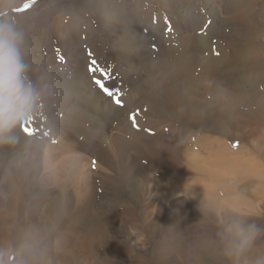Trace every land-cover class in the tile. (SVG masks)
Masks as SVG:
<instances>
[{
  "label": "rangeland",
  "instance_id": "374dc122",
  "mask_svg": "<svg viewBox=\"0 0 264 264\" xmlns=\"http://www.w3.org/2000/svg\"><path fill=\"white\" fill-rule=\"evenodd\" d=\"M203 42L250 51L214 75L236 101L199 78ZM255 49L264 0H0V205L16 213L6 262L264 264V131L217 132L258 108ZM210 145L221 164L193 168L184 153ZM53 198L70 217L43 228Z\"/></svg>",
  "mask_w": 264,
  "mask_h": 264
},
{
  "label": "bare ground",
  "instance_id": "6f19581e",
  "mask_svg": "<svg viewBox=\"0 0 264 264\" xmlns=\"http://www.w3.org/2000/svg\"><path fill=\"white\" fill-rule=\"evenodd\" d=\"M255 50L258 53H261V54L264 55V51H262L261 49H255ZM199 52L202 53V54H205L207 52L209 54V56H211L209 61L205 60L203 58L199 59V61L197 63V68L199 70V78L203 79L205 81L207 79H209L211 84L208 85V88H210L212 90V93H213L212 95H214V94L217 95V97L215 96L217 100H219L221 97H223V98L228 99L227 101L229 103H232V102L236 101L237 97L234 96V93H232L233 92L232 88H228L222 93V90L218 87V86H220L221 82L219 81V79L216 81V77L214 75L218 74V70L227 71V73L228 72L237 71V69L239 67L244 65L245 58L250 53V51H246V50H243V49H236V48L223 49V48L219 47L216 43L209 44L207 42H203L202 45L199 47ZM225 54H231L232 58H231L230 61H228L225 64L221 65V64L218 63V60L222 56H224ZM214 82H216V83H214ZM261 84H262V82L260 81L258 88L261 87ZM203 86H205V83L203 84ZM187 88L191 89L188 86H187ZM263 91L264 90H262V89H260V91H259V93H261V98H260V102L257 104V107H258L257 110H253V109L251 110L250 109L248 111L246 110V112H238V113L233 114V118L235 117L237 120H234L231 124H229V127L226 128V129H224L223 127L219 126L217 128V130H218L217 132L226 135L225 133H228L227 129H229L230 136L238 139V138H241V137H245L244 136L245 130H247V133H250L251 135L256 134L258 131H264V111H263L264 110V92ZM246 93H248V95L243 96L242 95L243 93H242L241 94L242 96L240 98H251L253 96L252 93L248 89L244 92V94H246ZM222 94H224V95H222ZM236 95H238V94H236ZM196 97H198V96H196ZM233 98H235V99H233ZM189 99L190 98L187 95H184L183 100L185 101V103H186V105L188 107H190V104H191ZM173 100L177 104L179 103V96L176 93V91H174ZM190 116L193 117V119H194L195 118L194 112L191 113ZM175 135H174V137H175ZM211 146L212 145H210L209 147H203L204 154H205L204 156H201V155H199L196 152L192 153V154L189 153V151L184 153L185 156L190 157L192 159V163H193L192 167L193 168H195V169L198 168L197 167L198 166V160H201L203 163L216 161L217 164H221L222 153L220 151V147H219V150L216 151L214 149V147L213 146L211 147ZM46 158H47V155H45V159ZM46 161H47V164H48V166L50 168L49 170H50L51 174L53 173V170L55 168H59L60 167L59 166V161H55V159H52L51 156ZM55 180L59 181V179L57 177H55ZM181 190L184 191V190H187V188L182 187ZM176 191H178V190L175 189L172 192L175 193ZM104 199H105V197H104ZM204 199L205 198H203V200ZM59 201H61V200H58L57 198H53L47 204V207L49 209H51V217L50 218H46V221L44 223V227L43 228L50 229V227L56 225L57 222L60 219H62L63 217H66V218L70 217L69 214H66L65 216L56 214L57 210H58ZM66 201L68 202V205H69V209H68L67 212L72 211V209L74 207L73 206V201L71 199H68V198H66ZM74 202L78 203V200L75 198ZM83 211H84V209H83ZM0 214H1L0 220L4 221V223H2V224L5 227H7V225L9 226L8 229L2 231L4 228H3V226L0 225V230H1L0 231V264H2L4 262H5V264H9V263L6 262L8 260V258H7L8 254H10L12 252V246H11L10 240H9L11 235L9 236V234L12 231V228L14 226V224L10 225L9 216L15 217L16 213H13V209H11L10 206H8L6 204H1L0 205ZM89 223H90V217H86L85 218V224L89 225ZM55 230H57V229H55ZM106 232H107V230H106ZM80 233H81L80 234L81 236H83L84 234H88V229L87 228L84 229V232H83V229H81ZM24 234H25V236L26 235L28 236V234H26V233L21 234V236H23ZM12 237H13V235H12ZM100 237H101V234L97 233L95 231V227H93L90 230L89 239L90 240L100 239ZM18 239L21 240L20 237H18ZM19 243L22 244V242H19ZM85 243H86V240H84V242L81 244L79 249L81 247H83ZM18 244H16V246L14 248L15 251H20L22 249V247H19ZM64 244L66 245L67 243H64ZM89 245H90L89 242L85 244V247H83L81 249L82 253L85 252V250L88 248ZM25 247H26V245H25ZM78 260H80V259H78ZM83 261H85L86 263H89V256H84L83 257ZM56 263H52V262H47L46 261L45 263L43 262L41 264H56Z\"/></svg>",
  "mask_w": 264,
  "mask_h": 264
}]
</instances>
